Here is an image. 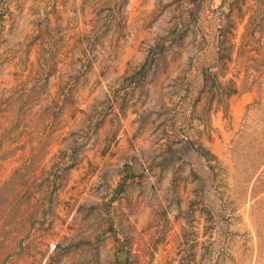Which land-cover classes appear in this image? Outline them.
Masks as SVG:
<instances>
[{"label": "rangeland", "instance_id": "1", "mask_svg": "<svg viewBox=\"0 0 264 264\" xmlns=\"http://www.w3.org/2000/svg\"><path fill=\"white\" fill-rule=\"evenodd\" d=\"M0 264H264V0H0Z\"/></svg>", "mask_w": 264, "mask_h": 264}]
</instances>
